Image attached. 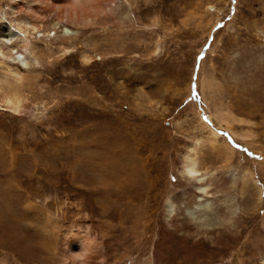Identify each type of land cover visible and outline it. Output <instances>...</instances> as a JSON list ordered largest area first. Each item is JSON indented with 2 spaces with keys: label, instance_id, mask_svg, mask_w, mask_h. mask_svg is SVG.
I'll list each match as a JSON object with an SVG mask.
<instances>
[{
  "label": "rangeland",
  "instance_id": "1",
  "mask_svg": "<svg viewBox=\"0 0 264 264\" xmlns=\"http://www.w3.org/2000/svg\"><path fill=\"white\" fill-rule=\"evenodd\" d=\"M123 1L90 26L50 16L75 48L21 49L23 85L0 69L28 98L17 113L0 91V264H63L75 233L117 234L97 264H241L213 220L264 245V0ZM195 146L202 183L182 168Z\"/></svg>",
  "mask_w": 264,
  "mask_h": 264
},
{
  "label": "bare ground",
  "instance_id": "2",
  "mask_svg": "<svg viewBox=\"0 0 264 264\" xmlns=\"http://www.w3.org/2000/svg\"><path fill=\"white\" fill-rule=\"evenodd\" d=\"M11 1L13 3L11 7L15 11H4L0 16V22L2 24L6 22L3 20L4 18L10 16L9 20H11L9 21L11 23L10 25L0 26V57L3 58L0 59V69L7 72L9 77L11 76V80L7 85H23V69H28L30 63L27 61V56L23 54L21 49L29 51L35 56L34 64L38 65L41 64L38 58L42 57V54L46 50L55 55L56 53L67 55L75 48L72 40L74 31L71 28L66 27L60 30V34H56L57 32L55 31L53 35L50 34V31L46 33L45 26L50 16L56 21L54 22V29L56 30L60 27L58 24L62 23L85 27L94 25L99 20L101 21V19H107L108 15L110 16L114 14L117 9L119 10L120 8H123V5L120 4V0H29L30 3L27 10L23 12L24 7L21 0ZM122 2L124 1L122 0ZM127 2H130V7L134 4L133 0H128ZM209 9L212 10L216 8L213 5H210ZM17 12H19V14ZM121 17L123 18L124 16ZM121 17L119 18V22H121ZM40 32L43 33L39 34ZM44 35L52 36L55 45L52 43L38 44L37 38ZM5 57H9L10 59L7 60ZM82 58L86 62H90L92 56L85 53L82 55ZM19 87L20 86H10L6 89H0L3 93L4 108L13 110L17 113L24 110V101L28 99L25 97V94V96L23 95L21 91L22 89ZM211 136L212 141H216L217 134L212 132ZM219 151L222 152V150ZM225 155L229 157L232 156L230 152H226ZM81 168H83V166ZM182 168L188 177L198 178L203 174V166L196 152V146L192 147L184 156ZM130 175L133 176V173ZM116 176L119 178V182H125V178L123 179L124 172L120 171L119 175L117 173ZM115 181L118 182V179ZM202 182L203 178L200 177L197 179V183ZM197 188V192L199 193H204L206 189L201 185H198ZM257 205H260V203H257ZM239 222L240 221L231 223V226L230 224L224 225L221 221H211L212 225H215V223L221 224V226L223 225L222 227H219L221 228L218 236L220 240V243H218V249L220 250L219 253L221 255H226L230 252L232 253L230 249L235 248L238 251L237 254H239L237 256L242 260L241 264H264V261L261 263L257 261L259 255H261V258L264 260L263 244L256 243L255 245H252L248 238L243 240V242H239V238H243V234L245 233V227H243L245 220ZM116 236L117 234H114L107 237L104 241H100L99 237H91L89 234L83 235L81 233H75L72 242L67 245L69 253L67 256L68 258L63 259L60 262L63 264H97V261L100 259L108 261L109 253H111L114 247L112 245V238L115 239ZM103 237H105V234H103L102 238ZM116 262V264H119V259H117ZM101 263H103L102 260Z\"/></svg>",
  "mask_w": 264,
  "mask_h": 264
}]
</instances>
